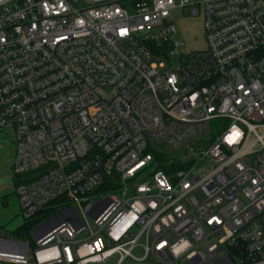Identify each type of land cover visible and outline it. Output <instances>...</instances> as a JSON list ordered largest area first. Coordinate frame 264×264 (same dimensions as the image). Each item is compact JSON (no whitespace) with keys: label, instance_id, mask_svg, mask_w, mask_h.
Here are the masks:
<instances>
[{"label":"built area","instance_id":"1","mask_svg":"<svg viewBox=\"0 0 264 264\" xmlns=\"http://www.w3.org/2000/svg\"><path fill=\"white\" fill-rule=\"evenodd\" d=\"M3 129L31 226L0 264H264V0H0Z\"/></svg>","mask_w":264,"mask_h":264},{"label":"rangeland","instance_id":"2","mask_svg":"<svg viewBox=\"0 0 264 264\" xmlns=\"http://www.w3.org/2000/svg\"><path fill=\"white\" fill-rule=\"evenodd\" d=\"M187 10L175 9L173 16L178 29L177 37L183 40V47L186 50L200 49L205 46L203 19L201 16L185 17ZM226 120L211 122V132L201 135L202 141L206 142L217 137L227 125ZM152 145L160 156L169 158H182L187 153L185 149H176L169 144L162 142H152ZM16 150V137L9 129L0 130V237L5 235L8 239L20 240L28 239L27 233L17 232L23 224L24 219L21 214L19 197L14 184V159ZM196 160L191 166L196 165ZM207 164H199L198 171H205ZM17 177V176H16ZM19 178V177H18ZM17 229V230H16ZM138 252V251H137Z\"/></svg>","mask_w":264,"mask_h":264},{"label":"trees","instance_id":"3","mask_svg":"<svg viewBox=\"0 0 264 264\" xmlns=\"http://www.w3.org/2000/svg\"><path fill=\"white\" fill-rule=\"evenodd\" d=\"M168 159H170L169 157H164V156H157V161L160 162V166L159 168L170 172L172 169L168 166ZM30 224L28 222L23 223V225H21V227L17 230V232L19 233H27L28 229L30 228Z\"/></svg>","mask_w":264,"mask_h":264},{"label":"water","instance_id":"4","mask_svg":"<svg viewBox=\"0 0 264 264\" xmlns=\"http://www.w3.org/2000/svg\"><path fill=\"white\" fill-rule=\"evenodd\" d=\"M1 185H5V183H0V186H1Z\"/></svg>","mask_w":264,"mask_h":264}]
</instances>
